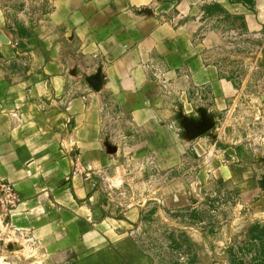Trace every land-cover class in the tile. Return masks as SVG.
Returning a JSON list of instances; mask_svg holds the SVG:
<instances>
[{
    "label": "crops",
    "instance_id": "crops-1",
    "mask_svg": "<svg viewBox=\"0 0 264 264\" xmlns=\"http://www.w3.org/2000/svg\"><path fill=\"white\" fill-rule=\"evenodd\" d=\"M43 2L16 37L0 24V180L20 199L0 256L134 255L144 212L249 174L222 124L224 58L232 41L264 51V0Z\"/></svg>",
    "mask_w": 264,
    "mask_h": 264
},
{
    "label": "rangeland",
    "instance_id": "rangeland-1",
    "mask_svg": "<svg viewBox=\"0 0 264 264\" xmlns=\"http://www.w3.org/2000/svg\"><path fill=\"white\" fill-rule=\"evenodd\" d=\"M43 1L0 0L3 30L16 37L20 21L31 22L38 2L44 8ZM246 46L232 41V50L225 53L232 99L222 120L224 133L246 144L253 157L236 164L249 172L245 179L210 180L197 203L144 212L133 235L134 255L107 249L94 259L63 264H264V51L256 53L250 42L242 52ZM7 255L6 262L16 264L12 257L19 254ZM36 257H24L20 264H54Z\"/></svg>",
    "mask_w": 264,
    "mask_h": 264
},
{
    "label": "built area",
    "instance_id": "built-area-1",
    "mask_svg": "<svg viewBox=\"0 0 264 264\" xmlns=\"http://www.w3.org/2000/svg\"><path fill=\"white\" fill-rule=\"evenodd\" d=\"M146 68H149L147 65ZM20 203L19 195L14 185L0 180V228L5 231L9 228L8 217L18 207ZM10 229V228H9ZM3 248L13 247L15 242L10 237L0 239Z\"/></svg>",
    "mask_w": 264,
    "mask_h": 264
},
{
    "label": "water",
    "instance_id": "water-1",
    "mask_svg": "<svg viewBox=\"0 0 264 264\" xmlns=\"http://www.w3.org/2000/svg\"><path fill=\"white\" fill-rule=\"evenodd\" d=\"M205 131H207V129H206V128H204V129H203V131H201L200 133H204Z\"/></svg>",
    "mask_w": 264,
    "mask_h": 264
}]
</instances>
